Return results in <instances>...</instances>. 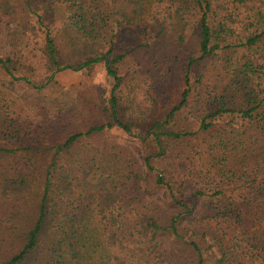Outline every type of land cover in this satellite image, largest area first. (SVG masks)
<instances>
[{"label":"trees","instance_id":"1","mask_svg":"<svg viewBox=\"0 0 264 264\" xmlns=\"http://www.w3.org/2000/svg\"><path fill=\"white\" fill-rule=\"evenodd\" d=\"M6 1V16L24 9L44 27L45 75L20 73L28 68L21 46L0 54V69L13 85L53 90L56 74L72 67L40 14L47 3ZM166 3V25L179 44L196 28L201 55L190 59L189 89L168 113L144 123L128 117L120 71L127 54L114 44L75 70L105 65L114 85L100 95L104 123L72 125L83 105L59 96L46 111L49 138L38 143L15 120L16 101L0 103V264H264V0ZM205 59L218 60L221 75L191 132L178 119L191 101L195 65ZM187 150L208 165H198L196 177L207 181L199 178L192 195L186 181L155 174L164 158L186 161ZM151 192L173 206L170 218L157 214L161 202Z\"/></svg>","mask_w":264,"mask_h":264},{"label":"rangeland","instance_id":"2","mask_svg":"<svg viewBox=\"0 0 264 264\" xmlns=\"http://www.w3.org/2000/svg\"><path fill=\"white\" fill-rule=\"evenodd\" d=\"M44 1L48 9L40 14L63 54L65 66L72 67V70L56 74L58 82L53 90L36 91L25 83L11 84L10 78L0 69V103L11 107L12 100L16 101V107L12 105L14 117L17 123L25 126L28 138L38 137V143L49 138L43 132L44 128H48L45 123L46 111H51L49 104L52 105L54 99L63 95L71 98L74 104L83 105L84 113L81 117L77 114L74 117L75 124L72 125L104 123L100 113V95H109L114 85L105 65L75 70L87 59L107 52L111 44H114L116 53L127 54L126 63L121 65L120 71L125 79L122 103L129 118L144 123L148 119L168 113L173 109L174 103L182 101V95L189 89L185 83L189 61L191 58L199 60L201 57L200 35L191 26L185 32L186 43L179 44L175 34L171 32V27L166 25L167 0ZM3 2L7 1L0 0V54L14 53L15 46L23 47L22 57L28 68L22 69L20 73L34 76L40 81L45 75L42 54L44 27L41 28L37 19L28 15L24 9L19 10L16 16H6V11L1 9L5 4ZM240 13L242 10L238 12ZM235 19L239 29L241 18L237 16ZM220 69L218 60L216 62L205 59L195 65L191 101L178 119L181 127L191 132L197 130L196 123L202 116L200 103L204 101L208 89L217 85ZM200 77H204L203 85L197 83ZM23 140L28 144L27 137ZM203 140L204 143L212 141L210 136H200L199 141ZM187 155L190 158L186 161L185 157L164 158L156 165L155 174L167 171L176 181H186V191L192 195L200 187L198 179L206 180L204 174L196 177L199 174L195 173L198 172V165L204 164L207 168L208 165H205L206 156L202 161L200 156L190 153V150H187ZM191 166L193 178L190 177ZM150 195L161 202V212L157 214L170 218L174 213L173 206L159 199L156 192H151Z\"/></svg>","mask_w":264,"mask_h":264}]
</instances>
